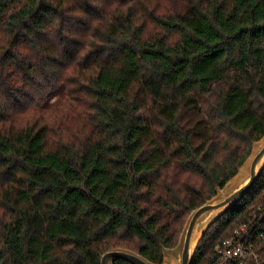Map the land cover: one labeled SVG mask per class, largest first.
<instances>
[{"label": "trees", "instance_id": "16d2710c", "mask_svg": "<svg viewBox=\"0 0 264 264\" xmlns=\"http://www.w3.org/2000/svg\"><path fill=\"white\" fill-rule=\"evenodd\" d=\"M263 135L264 0H0V264L162 263Z\"/></svg>", "mask_w": 264, "mask_h": 264}, {"label": "water", "instance_id": "95a60500", "mask_svg": "<svg viewBox=\"0 0 264 264\" xmlns=\"http://www.w3.org/2000/svg\"><path fill=\"white\" fill-rule=\"evenodd\" d=\"M263 169L264 135L255 141L249 157L239 167L237 174L222 188H218L214 197L191 211L178 239L179 242L174 248L164 250V261L158 264H168L169 262L172 264H192L196 247L207 228L251 190ZM118 259L127 260L132 264H156L126 248L109 249L100 258L101 264H115Z\"/></svg>", "mask_w": 264, "mask_h": 264}, {"label": "built area", "instance_id": "2783aa9c", "mask_svg": "<svg viewBox=\"0 0 264 264\" xmlns=\"http://www.w3.org/2000/svg\"><path fill=\"white\" fill-rule=\"evenodd\" d=\"M258 210L260 214L257 226L245 223L232 236L217 243L213 249L214 261L211 264H264V251L260 245L264 240V207L260 206Z\"/></svg>", "mask_w": 264, "mask_h": 264}, {"label": "rangeland", "instance_id": "374dc122", "mask_svg": "<svg viewBox=\"0 0 264 264\" xmlns=\"http://www.w3.org/2000/svg\"><path fill=\"white\" fill-rule=\"evenodd\" d=\"M223 214H224V213H223ZM221 216H223V215H221ZM221 216H220V217H221ZM208 228H209V227H208ZM208 228H207V229H208ZM206 231H207V230H206ZM200 240H201V239H200ZM199 244H200V242L198 243V245H199ZM198 245H197V247H198ZM197 247H196V248H197ZM178 249H179V248H178ZM166 264H167V263H166ZM168 264H172V262H169Z\"/></svg>", "mask_w": 264, "mask_h": 264}]
</instances>
